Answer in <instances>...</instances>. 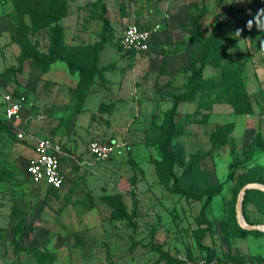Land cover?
Masks as SVG:
<instances>
[{"label":"rangeland","instance_id":"1","mask_svg":"<svg viewBox=\"0 0 264 264\" xmlns=\"http://www.w3.org/2000/svg\"><path fill=\"white\" fill-rule=\"evenodd\" d=\"M54 2L0 0L4 75L19 86L22 41L41 36L49 52L52 30L30 28ZM84 10L88 33L110 46L131 24L160 28L150 56L125 65L104 56L101 68L107 45L98 53L110 83L141 103H30L20 139L0 99V264H264V232L237 219L244 188L264 185V0H92ZM58 136L65 187H36L27 174L36 140ZM99 139L119 145L108 161L87 158ZM249 191L245 224L264 226V198Z\"/></svg>","mask_w":264,"mask_h":264},{"label":"crops","instance_id":"2","mask_svg":"<svg viewBox=\"0 0 264 264\" xmlns=\"http://www.w3.org/2000/svg\"><path fill=\"white\" fill-rule=\"evenodd\" d=\"M94 1V0H93ZM92 2V0H70V15H69V23L64 24L66 28L69 27L71 29L70 34L69 30L66 29L65 43L71 47H78L79 45H89V44H100L102 42V36L98 37L92 31V33H88V28H93L90 25L85 26L90 19L86 17L82 22V12H86L84 10L88 4ZM87 9V8H86ZM82 24H84L82 26ZM143 28L147 29L145 26L140 25ZM121 34L114 41V47L110 46V40H108V36L106 39V47L100 53V66L101 68L109 65L110 60L114 62H118L119 64L125 65L129 60H140L141 57L150 56V54L136 56V55H125L118 49V40L122 37ZM33 45L38 46V50L40 53H46L48 51L47 46L45 44L44 38L41 36L31 38ZM154 45V44H153ZM118 50V51H116ZM106 56L109 61L104 62L103 58ZM10 59L6 54L0 55V80L7 87L8 90L20 91L21 94H24L28 97V105L23 110V121L17 126L20 131H24L25 134L29 132V129L26 127V118L29 114V105L30 103H96L93 108H97L98 110L103 107L102 103H141L140 99H135V93L129 91L128 94H121V89L119 86L112 85L108 78L110 73L103 72V76L106 75V79L100 80L97 79L94 84L90 86V88L85 91V93L79 94V84L77 75H73L71 71L66 67V65L60 67L57 64L50 66V68L46 72H42L39 68L36 67L35 63L32 60H27L23 63V80L20 83V86L17 85V82H14L13 78H8L4 75L6 71L7 64H9ZM130 62V61H129ZM14 65V64H13ZM102 70V69H101ZM6 79L4 78V76ZM2 104V103H1ZM87 104L85 109L87 108ZM137 109V105L134 106ZM86 112V111H85ZM131 113V111H130ZM85 116L84 112L81 115ZM94 123L96 124L95 118H93ZM97 124L94 126L96 127ZM99 129V128H98ZM97 132V129L95 131ZM99 135H96V138ZM103 136V135H102ZM101 137V136H100ZM46 138V137H45ZM44 139V138H39ZM56 141H59L65 150L66 140L64 137H54L52 138ZM36 140V141H38ZM101 142H110L104 141L103 139H99ZM37 145V144H36ZM89 147V145H88ZM66 152V151H65ZM35 149L33 151L32 158L35 156ZM68 156V155H67ZM66 156V157H67ZM65 157V158H66ZM63 159V162L65 160ZM87 158L92 159L89 155L87 149ZM63 173L66 175L64 164L62 163ZM67 177V176H66Z\"/></svg>","mask_w":264,"mask_h":264},{"label":"built area","instance_id":"3","mask_svg":"<svg viewBox=\"0 0 264 264\" xmlns=\"http://www.w3.org/2000/svg\"><path fill=\"white\" fill-rule=\"evenodd\" d=\"M160 28L145 29L138 24L129 25L118 45L126 55H147L152 50L154 38ZM14 90H8L0 80V99L3 105V114L18 137L23 139L24 131L17 128V124L23 121V110L28 105V97L24 94H16ZM119 145L114 142L91 141L89 143V155L99 162L108 161L116 153ZM35 156L27 167V174L36 187L45 186L53 191H61L66 184V177L62 170L63 159L67 156L63 145L52 138L40 139L37 142ZM215 263V262H214ZM183 264H209L206 260L198 262L185 259Z\"/></svg>","mask_w":264,"mask_h":264},{"label":"trees","instance_id":"4","mask_svg":"<svg viewBox=\"0 0 264 264\" xmlns=\"http://www.w3.org/2000/svg\"><path fill=\"white\" fill-rule=\"evenodd\" d=\"M57 4L52 5L51 9H47L43 12V17L36 20L35 15L32 17V13H28L32 17L30 33L40 32L41 30L49 27L52 31L50 35L51 47L47 55L40 53L37 49V45H33L30 35L25 38V41H22V59L23 62L27 60H32L36 67L39 68L42 72H46L51 65L61 61L66 64L68 69L72 73H77L81 77V83L79 85V94L85 93L92 84H94V78L100 77L103 74V70L98 67V53L106 45V39H103L102 42L97 46V48H81V47H71L65 43V36L63 27L59 22L67 15L68 6L66 0H56ZM54 2V4L56 3ZM43 22L44 24L40 25L39 23ZM216 34L212 35V40L209 41V47L214 50L213 53H221L222 44L218 41H215ZM118 49L122 51L121 47L118 45ZM126 55V54H125ZM219 66V61L214 60ZM227 79V83H229ZM11 126V125H10ZM12 128V127H11ZM12 130H14L12 128ZM15 132V131H14ZM9 134V133H8ZM51 190V189H50ZM53 191V190H52ZM248 195L250 196H260L264 198V192L251 190ZM247 195V196H248ZM248 201V198H246ZM209 264H249L247 262L239 263H224L219 261L214 263L213 256L209 257L207 260Z\"/></svg>","mask_w":264,"mask_h":264},{"label":"water","instance_id":"5","mask_svg":"<svg viewBox=\"0 0 264 264\" xmlns=\"http://www.w3.org/2000/svg\"><path fill=\"white\" fill-rule=\"evenodd\" d=\"M249 190H259L261 192H264V185L262 184H252L248 185L244 188L243 192L239 196L238 204H237V219L238 222L241 224V226L245 229L251 230V231H260L264 232V226H249L245 225V219L243 215V201L244 197L247 194Z\"/></svg>","mask_w":264,"mask_h":264},{"label":"bare ground","instance_id":"6","mask_svg":"<svg viewBox=\"0 0 264 264\" xmlns=\"http://www.w3.org/2000/svg\"><path fill=\"white\" fill-rule=\"evenodd\" d=\"M246 225V224H245Z\"/></svg>","mask_w":264,"mask_h":264}]
</instances>
